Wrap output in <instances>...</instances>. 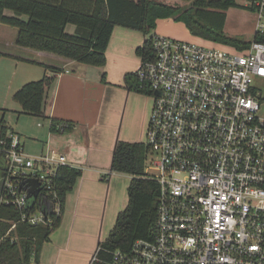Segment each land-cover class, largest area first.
Instances as JSON below:
<instances>
[{
  "label": "built area",
  "instance_id": "obj_1",
  "mask_svg": "<svg viewBox=\"0 0 264 264\" xmlns=\"http://www.w3.org/2000/svg\"><path fill=\"white\" fill-rule=\"evenodd\" d=\"M254 5L264 34V0ZM153 48L134 73L153 99L146 144L159 156L158 172H147L159 183L155 225L129 250L99 246L91 264H264V115L255 84L264 79V41L230 51L153 34ZM57 127L69 130L68 122ZM24 148L13 129L0 135V244L30 238L21 224L53 227L62 214L57 177L74 166L68 154ZM31 238L28 264H37Z\"/></svg>",
  "mask_w": 264,
  "mask_h": 264
},
{
  "label": "crops",
  "instance_id": "obj_2",
  "mask_svg": "<svg viewBox=\"0 0 264 264\" xmlns=\"http://www.w3.org/2000/svg\"><path fill=\"white\" fill-rule=\"evenodd\" d=\"M233 8L238 7L226 11L225 29L228 12ZM252 12L255 28L252 34L243 37L246 40H253L256 33L257 15ZM6 14L14 15V12L6 10ZM178 22L183 21L173 17L158 18L156 28L150 34L162 35V24L175 27L181 25ZM8 27L12 26L0 23V98L4 88L8 99L27 82L41 79L46 74L54 75L56 79L48 90L43 115L37 116L47 121L42 134L19 124L14 126L6 120V101L0 103V121L4 119L5 124L21 136L23 132L36 136L40 153L49 147L66 150L70 162L82 171L73 189L67 193L60 225L41 247L39 264H91L100 243L108 237L118 214L128 204L125 206V172L111 169L117 144L119 141L146 142L139 136L147 135L150 104L147 100L142 102L147 94L138 89L133 72L141 59L137 49L150 34L115 26L107 49V61L97 66L18 47L19 30ZM67 30L75 32L76 26L69 24ZM132 110H135L132 119L136 129L130 132L125 120ZM20 111L16 110L19 114ZM53 120H68L74 126L67 133H56L51 130ZM38 126L44 125L39 122ZM23 144L25 146V141Z\"/></svg>",
  "mask_w": 264,
  "mask_h": 264
},
{
  "label": "trees",
  "instance_id": "obj_3",
  "mask_svg": "<svg viewBox=\"0 0 264 264\" xmlns=\"http://www.w3.org/2000/svg\"><path fill=\"white\" fill-rule=\"evenodd\" d=\"M185 1L190 4L170 5L157 0H0V23L19 30L16 40L18 47L66 61L97 66L104 65L107 61V49L115 26L136 29L147 35L156 28V21L161 17H173L177 21H183L192 34L232 45L240 50L250 46L253 40L264 41V34L261 33H255L253 40L225 33L226 11L231 7H247L254 11L256 0H251L252 3L248 6L241 5L239 0ZM6 10L13 11L14 15H7ZM69 24L76 26L75 32H68ZM137 54L142 59L154 57L153 34L139 46ZM46 67L53 69L51 66ZM55 79L54 75L46 74L43 78L27 82L19 88L13 98L21 105L20 112L42 116L48 90ZM129 79L131 80L130 76ZM62 122H68V131L74 126L68 120H53L51 130L58 133L57 126ZM0 123L1 135L9 127L4 119ZM149 151L150 147L146 142H118L111 169L132 175L127 188L128 204L118 214L113 229L100 243V247L129 250L136 239L150 238L152 235L157 217L159 183L146 171ZM81 173V169L74 166L60 168L57 191L62 203V214L55 218L53 227H35L28 224L18 226L19 233L30 238L15 244L1 243L0 264H28L35 244L31 238L33 236L37 237L39 264L41 247L52 231L60 225L67 193L73 189ZM98 257L108 259L109 256L104 250H100ZM92 264L104 263L98 260Z\"/></svg>",
  "mask_w": 264,
  "mask_h": 264
},
{
  "label": "rangeland",
  "instance_id": "obj_4",
  "mask_svg": "<svg viewBox=\"0 0 264 264\" xmlns=\"http://www.w3.org/2000/svg\"><path fill=\"white\" fill-rule=\"evenodd\" d=\"M162 3L170 4V5H181V6H187L190 4V2H187L185 0H157ZM251 0H239V3L243 6L246 4H249ZM181 25H177L175 27H164L162 24V32L165 36H169L175 39L184 40V41H190L194 42L200 45H205L208 47H219L222 49L234 51L237 49L235 46L224 44L221 42H216L213 40L206 39L201 36L194 35L190 32L189 28L187 27L186 23L184 22H178ZM255 28V14L252 12V10L248 9L247 7H238L233 8L228 12V18H227V24L225 33L230 35H237L240 37H244L248 34H252L253 29ZM8 29L13 30V27H8ZM68 32L73 33V31L68 30ZM14 34V33H12ZM241 34V35H238ZM148 35V34H147ZM139 64H137L138 67ZM1 78V76H0ZM255 84L260 88L262 93V109L261 114L264 115V79H256ZM6 88L3 89L2 96L0 103L7 102L6 105L8 107V110L6 111V120L10 121L12 125L17 126L19 124L20 126L30 130L31 132H38L42 134L47 128V121L43 118L33 116L26 113H18L16 110L21 109V105L13 98V96H10L8 99L6 98ZM145 96V97H144ZM142 98V102H149L150 104V110H152L151 107H153V99L152 96L144 95ZM147 100V101H146ZM135 110H132V113L130 116H128L127 120H125L126 126L130 130V132H133L136 129L135 122H133V112ZM43 123V127H39L38 123ZM67 133V132H66ZM36 136L32 134H27L23 132L21 136L22 143L25 141V152L31 155H35L40 153V142L35 139ZM144 138V141H146L147 137L145 134L143 136H139ZM64 151V150H62ZM64 152H67L66 150ZM159 159V156L153 152L149 151L146 159V171L151 173H157L158 170L156 169V161ZM131 179V175L125 172V189H124V195H125V206L128 202V192L127 188L129 185Z\"/></svg>",
  "mask_w": 264,
  "mask_h": 264
},
{
  "label": "water",
  "instance_id": "obj_5",
  "mask_svg": "<svg viewBox=\"0 0 264 264\" xmlns=\"http://www.w3.org/2000/svg\"><path fill=\"white\" fill-rule=\"evenodd\" d=\"M32 183H33V188L31 189V193L34 196H36L39 191L38 182L36 180H33Z\"/></svg>",
  "mask_w": 264,
  "mask_h": 264
}]
</instances>
